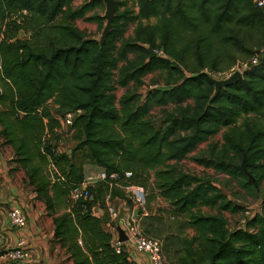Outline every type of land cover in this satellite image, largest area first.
I'll list each match as a JSON object with an SVG mask.
<instances>
[{
    "label": "trees",
    "instance_id": "trees-1",
    "mask_svg": "<svg viewBox=\"0 0 264 264\" xmlns=\"http://www.w3.org/2000/svg\"><path fill=\"white\" fill-rule=\"evenodd\" d=\"M76 1L0 0V136L54 217L55 240L68 259L133 264L126 244L120 252L114 246L107 227L115 224H106L95 208L104 210L115 198L131 204L124 187L153 178L158 197L195 231L190 239L176 237L163 217L139 211L144 233L164 237L170 264H264V196L261 214L230 229L222 212L240 208L209 178L178 166L223 132L194 162L234 179L250 195L261 192L264 10L254 0H116L113 29L102 43L76 22L102 26L101 17L88 14L103 1L75 7ZM149 49L165 57H151ZM258 54L238 83L216 92L214 75ZM149 75L156 76L152 84H146ZM144 87L146 94L138 95ZM118 89H126L120 99ZM156 108L163 113L159 125ZM67 113H75L69 130L77 141L70 155L59 153L53 138ZM81 153L109 176L120 175L118 182L91 187L90 202L71 199L85 181Z\"/></svg>",
    "mask_w": 264,
    "mask_h": 264
},
{
    "label": "rangeland",
    "instance_id": "rangeland-1",
    "mask_svg": "<svg viewBox=\"0 0 264 264\" xmlns=\"http://www.w3.org/2000/svg\"><path fill=\"white\" fill-rule=\"evenodd\" d=\"M88 1L91 0H77L74 6L75 7L81 6L82 4ZM129 7L131 8L132 4H130ZM123 9L124 8H122L121 11H123ZM105 13H106V3L103 1L99 7H97L95 10H93L88 14L89 16L95 15L101 17L103 19L102 26H100L98 23L86 22L84 20H78L76 22V25L80 30L86 32L88 36L100 41L103 35L104 28L107 24ZM134 28L135 25H131L129 27L128 32L126 34V38L132 36ZM236 71H239L237 70V66L233 67L231 70H226L224 72H221L222 74L214 75V78L216 80H225L228 79ZM155 79H156L155 75H149L145 79L146 84H152V81ZM130 90L133 91L132 85L130 86ZM146 91H147V87H144L143 89L139 90L137 94L143 96L146 94ZM124 94H126V89H118L116 92V96L118 99H120ZM49 106L52 109H54V104L52 102L49 104ZM153 115L155 121L157 122V125H159L163 118V113L161 109L159 108L154 109ZM222 137H223V132H221L216 137L210 139V141L201 144L193 153H191L188 156V158L180 162L178 166L181 170L185 171L186 173H190L199 176L201 178H209L221 190V192L225 195L228 201L232 202L236 207L240 208V210L237 212H232V211L222 212V214L226 217V219L229 222L230 229H234L240 226L244 220L248 221L255 215L261 214L263 212L262 200L264 196V183L261 192L259 194L250 195L244 190H242L234 179L222 173H218L213 169L205 168L204 166H201L196 162H194L193 159L198 156H201L205 151H207V149L211 144L216 142H221ZM53 138L55 139V144L59 153H66L70 155L73 149L77 145V141L74 139V133L66 128H62V130H60V132L57 135H55ZM79 155H80L79 163L87 162L89 158L87 153H81ZM153 182L154 180L152 178L146 182L145 186H135L142 188L146 193L147 204H148V206L145 207L146 213H151L154 215L156 214L158 215V217H163V225H166V227L170 226L172 233H174L173 234L174 236L176 237L178 236L180 238H188V239L192 238L195 235V231L189 228L185 224L184 217H176L172 213V210L169 208L167 202H165L164 200L158 197V193L153 189ZM132 200L134 201L135 205L138 207V209H136L135 211L136 213L133 215V217L136 219L141 208L137 205V203L133 198ZM203 212L207 214H217L218 210L216 209L210 210L204 208ZM109 230H111V232L114 233L113 229H109ZM153 238L159 239L162 242V247L164 248L163 245L164 237L162 238L153 237ZM163 252H164V259L166 260L168 257L165 254L164 250Z\"/></svg>",
    "mask_w": 264,
    "mask_h": 264
},
{
    "label": "crops",
    "instance_id": "crops-1",
    "mask_svg": "<svg viewBox=\"0 0 264 264\" xmlns=\"http://www.w3.org/2000/svg\"><path fill=\"white\" fill-rule=\"evenodd\" d=\"M1 131L0 126V133ZM14 159V148L6 144L4 138L0 136V234L6 247L15 246L18 239L24 237L31 250L30 264H73V261L68 259L65 249L55 240L54 217L48 214L46 205L37 199V194L27 183L26 171L19 164L12 162ZM82 170L86 180L99 173L101 169L87 160L82 163ZM127 198L131 204L121 198H115L108 205L116 207L120 213L123 211L125 218L133 216L138 207L129 195ZM15 207H20L28 216V226L23 230H17L10 225L9 212ZM103 212H106L105 209ZM95 213L100 216V208H95ZM107 228L113 229L111 226ZM126 249L133 264H152L146 255L136 252L127 245ZM0 264H5L1 257ZM165 264L170 262L166 259Z\"/></svg>",
    "mask_w": 264,
    "mask_h": 264
},
{
    "label": "built area",
    "instance_id": "built-area-1",
    "mask_svg": "<svg viewBox=\"0 0 264 264\" xmlns=\"http://www.w3.org/2000/svg\"><path fill=\"white\" fill-rule=\"evenodd\" d=\"M254 3L258 8L264 10V0H254ZM154 52L157 56L165 57V54L162 51ZM263 53L264 46L262 47L260 54ZM260 54L252 58L249 63H244L240 66H237V70L243 73V70L247 69L249 64H257ZM74 118L75 113H67L64 117L60 118L61 130L62 128L69 129L73 124ZM53 170L58 174L54 166ZM131 175V173H125L126 178H130ZM109 180L118 182L120 180V175L113 174L109 176L106 171L102 170L99 173L90 176L80 186L75 188L71 193V199L74 202L80 200L90 202L93 200L91 187L99 182H106ZM124 190L131 199L133 198L135 200L137 205L141 208L140 210L143 212V215H145V207L147 206L145 191L140 187L131 185L124 187ZM100 210L101 218L104 214H107L111 222L115 224L113 227V243L118 252H120V246L122 244L119 242V236L116 227L120 225L128 237V241L125 244L129 248L134 249L138 253L146 255L152 264H165L162 242L159 239L147 236L144 233L141 227L140 219H137V217L135 219L132 215H129L127 218L124 217L122 220H120V210L108 204L105 209V213L102 209ZM9 221L10 225L17 230H23L28 226V216L20 207H15L9 212ZM246 222L247 221L244 220L240 226L244 227ZM79 244L82 245V242L79 241ZM0 257L5 261V264H30L32 256L28 241L24 237H20L15 246L6 247L4 238L0 234Z\"/></svg>",
    "mask_w": 264,
    "mask_h": 264
},
{
    "label": "water",
    "instance_id": "water-1",
    "mask_svg": "<svg viewBox=\"0 0 264 264\" xmlns=\"http://www.w3.org/2000/svg\"><path fill=\"white\" fill-rule=\"evenodd\" d=\"M106 3V13H105V18L107 20V24L104 28L103 35L101 38L102 43L105 42L107 37L111 34L112 29H113V24L114 20L116 17V0H101ZM21 37H24V33H21ZM149 53L151 57H157L156 53L152 50L149 49ZM243 78V73L240 71L234 72L228 79L225 80H216L214 79V84L216 86V92H219L222 88L232 86L236 83H238L239 80ZM103 220L105 221L106 224H110L111 220L107 214L103 215ZM120 220L124 218V212L122 211L119 216ZM116 230L118 232L119 236V242L121 244H125L128 241V237L124 231V229L119 225L116 227Z\"/></svg>",
    "mask_w": 264,
    "mask_h": 264
}]
</instances>
